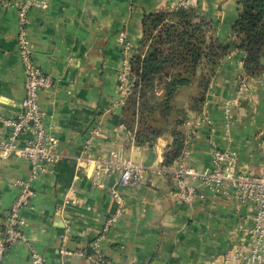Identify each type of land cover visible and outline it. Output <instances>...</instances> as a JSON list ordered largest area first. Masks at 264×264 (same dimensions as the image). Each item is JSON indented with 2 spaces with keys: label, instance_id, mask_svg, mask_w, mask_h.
I'll use <instances>...</instances> for the list:
<instances>
[{
  "label": "crops",
  "instance_id": "0c3cea01",
  "mask_svg": "<svg viewBox=\"0 0 264 264\" xmlns=\"http://www.w3.org/2000/svg\"><path fill=\"white\" fill-rule=\"evenodd\" d=\"M0 0V141L6 119L20 112L24 97V67L18 53L16 9ZM45 7L29 12L27 41L34 63L54 79L39 94L49 131L58 139L61 159L32 178V165L19 155L0 154V221L29 183L33 195L21 209L28 244L10 246L2 264H31V246L47 264H93L91 244L110 264H247L253 205L242 203L234 191L216 195L205 187L193 204L172 196V175L158 174L168 136L136 149L123 120L128 95L120 75L125 53L139 51L145 17L179 7L191 8L211 22L223 44L232 37L239 0H42ZM244 53L231 50L220 62L206 94L205 118L190 114L182 155L171 170L183 166L199 172L212 167L210 141L234 154L243 171L264 168V73L248 78L238 92L236 76ZM132 87V86H131ZM130 87V89H131ZM233 101L224 112L226 101ZM99 125L90 152L93 156L131 161L142 167L139 181L119 186L122 166L106 174L86 175L77 165L91 127ZM32 137L26 133L19 147ZM113 191L125 199L124 211L102 235L105 221L117 208Z\"/></svg>",
  "mask_w": 264,
  "mask_h": 264
},
{
  "label": "built area",
  "instance_id": "2783aa9c",
  "mask_svg": "<svg viewBox=\"0 0 264 264\" xmlns=\"http://www.w3.org/2000/svg\"><path fill=\"white\" fill-rule=\"evenodd\" d=\"M6 6L16 9L17 31H18V53L24 67V97L20 103L21 110L13 119H6L8 127L7 136L0 141V154L3 157L19 155L28 160L32 165L31 177L43 172L47 166L61 159L58 151V139L49 131L45 123V113L39 106V94L50 90L54 85L51 75L37 66L33 59L31 48L27 41V29L29 25V12L34 7H45L42 0H22L7 2ZM119 42L125 53L124 68L120 75L121 87L129 95L134 82L130 73L129 54L130 43L124 33H119ZM233 51V50H232ZM248 77L244 70L236 76L238 92L247 87ZM211 88V83L209 85ZM206 100L199 113V119L205 118ZM233 101H226L224 112H230ZM31 133L32 137L24 141L19 147L18 143L22 135ZM193 133V129L187 135ZM100 134L99 125L91 127L88 136L81 147L77 158L79 168L85 170L89 176H99L108 173L116 163L122 166L119 186L125 188L139 181L142 167L131 161H118L116 155L111 157L93 156L90 148L96 136ZM212 150V167L209 171L199 172L189 167H181L177 170L159 168L158 174L172 175L174 190L172 193L175 201L191 205L201 194L200 187L209 189L216 195H226L231 190L236 193L242 203H251L254 213L251 217L252 226L248 234L252 241L249 252L241 255L240 259L247 264H264V168L260 172L243 171L238 168L234 154L230 151L220 149L213 140L210 141ZM141 147L137 146V150ZM21 188L18 197L3 219L0 221V264L10 246L25 243L28 240L24 231L25 221L21 215V209L28 204L33 195L29 183H20ZM113 197L117 201V208L109 215L102 229V235L116 222L124 211L125 199L121 193L113 191ZM93 264H110L100 251L99 239L91 244ZM31 264H47L45 259L31 246Z\"/></svg>",
  "mask_w": 264,
  "mask_h": 264
},
{
  "label": "trees",
  "instance_id": "16d2710c",
  "mask_svg": "<svg viewBox=\"0 0 264 264\" xmlns=\"http://www.w3.org/2000/svg\"><path fill=\"white\" fill-rule=\"evenodd\" d=\"M142 28L140 49L130 60L134 82L122 115L136 146H152L160 136L170 138L161 162V168L170 169L183 153L189 115L201 112L229 52L244 53L248 78L264 73V0H239L233 37L226 44L214 36L211 22L191 8L147 16Z\"/></svg>",
  "mask_w": 264,
  "mask_h": 264
},
{
  "label": "water",
  "instance_id": "95a60500",
  "mask_svg": "<svg viewBox=\"0 0 264 264\" xmlns=\"http://www.w3.org/2000/svg\"><path fill=\"white\" fill-rule=\"evenodd\" d=\"M262 63L264 64V58L261 59Z\"/></svg>",
  "mask_w": 264,
  "mask_h": 264
},
{
  "label": "rangeland",
  "instance_id": "374dc122",
  "mask_svg": "<svg viewBox=\"0 0 264 264\" xmlns=\"http://www.w3.org/2000/svg\"><path fill=\"white\" fill-rule=\"evenodd\" d=\"M184 94L187 95V91Z\"/></svg>",
  "mask_w": 264,
  "mask_h": 264
}]
</instances>
